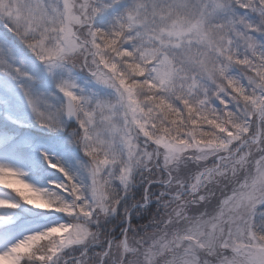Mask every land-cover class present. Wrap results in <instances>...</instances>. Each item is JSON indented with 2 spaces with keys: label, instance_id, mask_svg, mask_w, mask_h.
I'll list each match as a JSON object with an SVG mask.
<instances>
[{
  "label": "snow or ice",
  "instance_id": "snow-or-ice-1",
  "mask_svg": "<svg viewBox=\"0 0 264 264\" xmlns=\"http://www.w3.org/2000/svg\"><path fill=\"white\" fill-rule=\"evenodd\" d=\"M0 264H264V0H0Z\"/></svg>",
  "mask_w": 264,
  "mask_h": 264
}]
</instances>
